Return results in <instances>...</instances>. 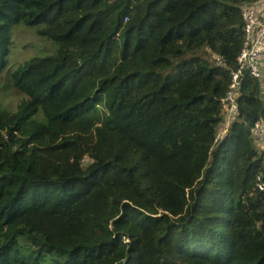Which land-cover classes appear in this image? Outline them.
Returning <instances> with one entry per match:
<instances>
[{
  "label": "trees",
  "instance_id": "16d2710c",
  "mask_svg": "<svg viewBox=\"0 0 264 264\" xmlns=\"http://www.w3.org/2000/svg\"><path fill=\"white\" fill-rule=\"evenodd\" d=\"M257 1L0 0V264H264L247 74L217 138ZM15 25L56 49L6 71Z\"/></svg>",
  "mask_w": 264,
  "mask_h": 264
},
{
  "label": "built area",
  "instance_id": "2783aa9c",
  "mask_svg": "<svg viewBox=\"0 0 264 264\" xmlns=\"http://www.w3.org/2000/svg\"><path fill=\"white\" fill-rule=\"evenodd\" d=\"M244 21L243 45L236 58L235 68L230 70V83L221 99L223 121L217 131L221 138L229 125L238 116L239 92L244 75L247 74L259 83V93L263 102V116L255 122L251 134L253 139L264 149V0H259L252 6L242 10ZM218 62L219 59L216 58ZM262 189L261 186H259Z\"/></svg>",
  "mask_w": 264,
  "mask_h": 264
},
{
  "label": "rangeland",
  "instance_id": "374dc122",
  "mask_svg": "<svg viewBox=\"0 0 264 264\" xmlns=\"http://www.w3.org/2000/svg\"><path fill=\"white\" fill-rule=\"evenodd\" d=\"M10 48L7 56L6 71L14 70L23 62L51 54L55 44L46 37L39 36L33 27L15 25L11 28ZM11 86H8L7 72L0 75V104L9 111H15L21 99Z\"/></svg>",
  "mask_w": 264,
  "mask_h": 264
},
{
  "label": "water",
  "instance_id": "95a60500",
  "mask_svg": "<svg viewBox=\"0 0 264 264\" xmlns=\"http://www.w3.org/2000/svg\"><path fill=\"white\" fill-rule=\"evenodd\" d=\"M119 264H122V263H119Z\"/></svg>",
  "mask_w": 264,
  "mask_h": 264
}]
</instances>
